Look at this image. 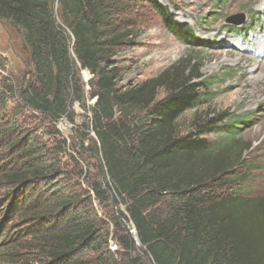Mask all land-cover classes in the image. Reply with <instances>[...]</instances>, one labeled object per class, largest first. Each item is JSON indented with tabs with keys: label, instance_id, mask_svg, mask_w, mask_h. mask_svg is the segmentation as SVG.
<instances>
[{
	"label": "trees",
	"instance_id": "trees-1",
	"mask_svg": "<svg viewBox=\"0 0 264 264\" xmlns=\"http://www.w3.org/2000/svg\"><path fill=\"white\" fill-rule=\"evenodd\" d=\"M147 1L170 33L192 38L157 0ZM118 3L0 0V22L21 35L33 69L19 104L53 123L69 118L76 65L91 74L90 156L98 173L83 195L92 194L99 205L124 207L110 218L122 250L117 259L105 250L108 235L91 197L67 187L56 192V172L24 148L13 183L26 188L41 181L53 189L23 199L22 218L30 225L24 236L51 264H264V194L253 191L255 169L246 159L252 145L238 134L239 122L247 119L208 114L205 120L195 117L186 135L178 130L181 115L215 96L200 80L201 65L191 60L187 68L180 62L134 88L117 89L115 69L105 62L122 44V35L111 29L120 23ZM159 91L163 97L156 100ZM209 134L216 139H205ZM84 151L75 145V152Z\"/></svg>",
	"mask_w": 264,
	"mask_h": 264
},
{
	"label": "rangeland",
	"instance_id": "rangeland-1",
	"mask_svg": "<svg viewBox=\"0 0 264 264\" xmlns=\"http://www.w3.org/2000/svg\"><path fill=\"white\" fill-rule=\"evenodd\" d=\"M118 2L120 23L111 29L122 35V44L105 62L109 70L115 69L116 88H134L180 62L185 68L189 60L200 64V80L211 85L206 92L215 96L181 115L178 130L186 135L195 117L205 120L208 114H234L247 119L239 122L238 134L252 145L246 159L255 169L250 177L253 191L264 194V50L260 48L264 45V0H157L173 23L190 31L192 38L187 41L165 28L147 0ZM239 14L244 17L242 25L226 23L228 17ZM76 72L78 82L70 99L74 102L69 118L53 123L28 110L19 104L18 93L32 81V65L21 35L0 22V264H51L37 243L24 236L30 225L22 218L27 206L23 199L33 201L37 193L48 194L52 189L41 181L31 180L26 188L13 183L11 175L16 173L24 148L32 149L44 165L56 172L59 186L54 189L58 193L63 194V187H67L83 195L88 193L87 183L96 180L97 163L90 156L95 137L89 125L94 103L89 95L94 89L87 84L92 76L81 71L78 64ZM162 97L163 92H157L156 100ZM134 115L141 119L143 112L138 110ZM204 138L214 140L216 135ZM13 143L17 148H10ZM75 145L85 151L75 152ZM86 196L91 197L92 209L108 235L105 250L119 259L122 250L110 218L112 210L124 212V207L99 205L92 194ZM112 246L116 248L111 250Z\"/></svg>",
	"mask_w": 264,
	"mask_h": 264
},
{
	"label": "water",
	"instance_id": "water-1",
	"mask_svg": "<svg viewBox=\"0 0 264 264\" xmlns=\"http://www.w3.org/2000/svg\"><path fill=\"white\" fill-rule=\"evenodd\" d=\"M226 23L228 24H232L234 26H240L244 23V17L242 15H234L231 17H228L226 19ZM135 240H137V238L135 237Z\"/></svg>",
	"mask_w": 264,
	"mask_h": 264
},
{
	"label": "bare ground",
	"instance_id": "bare-ground-1",
	"mask_svg": "<svg viewBox=\"0 0 264 264\" xmlns=\"http://www.w3.org/2000/svg\"><path fill=\"white\" fill-rule=\"evenodd\" d=\"M263 46H264V45H263ZM263 46H261V47L259 46V47L261 48L262 51L264 50V47H263ZM262 51H261V52H262ZM257 53H258V52H257ZM257 58H258V57H257ZM254 59H255V58H254ZM252 60H253V59H252ZM253 63H254V62H253ZM260 64H261V63H260ZM257 65H258V64H257ZM254 67H255V66H254ZM256 67H257V66H256ZM262 68H263V67H262ZM262 68H261V69H262ZM262 70H263V69H262ZM262 72H263V71H262Z\"/></svg>",
	"mask_w": 264,
	"mask_h": 264
},
{
	"label": "built area",
	"instance_id": "built-area-1",
	"mask_svg": "<svg viewBox=\"0 0 264 264\" xmlns=\"http://www.w3.org/2000/svg\"><path fill=\"white\" fill-rule=\"evenodd\" d=\"M113 248H116L115 246H112L110 249L112 250Z\"/></svg>",
	"mask_w": 264,
	"mask_h": 264
}]
</instances>
